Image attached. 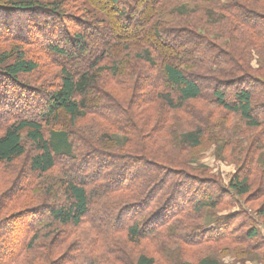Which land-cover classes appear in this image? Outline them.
Here are the masks:
<instances>
[{
	"label": "trees",
	"instance_id": "1",
	"mask_svg": "<svg viewBox=\"0 0 264 264\" xmlns=\"http://www.w3.org/2000/svg\"><path fill=\"white\" fill-rule=\"evenodd\" d=\"M119 2L106 0L125 22L121 33L94 0H0V35L7 11L53 16L68 6L88 17L101 42L90 58L82 34L74 35L76 55L49 45L58 57L87 59L76 70L61 67L43 103L16 108L39 106L36 118L0 121V231L22 214L44 213L16 231L25 237L0 264H225V255L264 262V207L252 205L264 199V0H141L140 8L118 9ZM38 69L20 49L0 52L2 79ZM147 71L152 82L142 78ZM62 116L69 125L53 128ZM23 137L35 148L27 173L18 168ZM212 147L236 165L226 189L199 163ZM177 194H190L182 211L196 216L199 237L166 239L169 218L145 227ZM142 243L151 250L126 252ZM189 249L203 256L182 260Z\"/></svg>",
	"mask_w": 264,
	"mask_h": 264
},
{
	"label": "rangeland",
	"instance_id": "2",
	"mask_svg": "<svg viewBox=\"0 0 264 264\" xmlns=\"http://www.w3.org/2000/svg\"><path fill=\"white\" fill-rule=\"evenodd\" d=\"M95 4L106 10L110 11V18L112 27L117 28L118 33H121L118 28L123 26L125 22L119 20L115 13L112 12V5L106 3V0H94ZM143 1V0H142ZM227 1V0H224ZM145 2V1H144ZM141 0H120V4L115 5V7L124 6H134L140 8L141 5L144 4ZM136 11L135 9H133ZM45 11L39 12H6L3 13L5 15L6 23H7V33L4 32L0 35V37H8L6 41L0 43V52L4 50H12L14 48L20 49L25 52L28 60H32L39 64V69L36 70L33 74L26 76H18L16 78V82L9 81L7 78H3L0 76V121L4 119H25L28 117H37L40 107L37 106V109H33L31 112L19 113L16 111L21 110L24 106H28L30 99H33V102L37 101L39 104L43 103L48 94L52 92L59 83V71L61 67H67L68 70H76L74 67L75 63L79 65H84V62L87 58L84 59V55L77 56V58H61L50 52L48 46L55 45L60 46L68 50L70 55H76V47L74 46L76 41H74V35L82 34L84 38L82 39L83 43L86 46L87 57L90 58L93 55H97L95 52L98 51L101 42L95 39V36H100L97 31L94 29L95 25L91 27L90 20L88 17L83 19L82 16H78L76 13L72 12L68 6L62 8L58 14L46 15ZM99 16V14H96ZM134 15L133 12L131 16ZM134 18V16H133ZM86 25V28L84 26ZM90 26L91 29L88 28ZM135 71V69H133ZM151 71L143 72L142 78L146 76L148 82H152L155 80L156 75ZM160 75V79H161ZM205 88L208 87L209 82H204ZM144 86V83L143 85ZM206 93V89L204 90ZM227 100H232L231 92L226 90ZM30 104V103H29ZM22 105V106H21ZM25 111V110H24ZM69 125L67 117H61L58 124L52 125L53 128L59 127H67ZM23 143L26 149V157L21 159L18 164V168H20L23 173L25 168H27L26 164L29 162V159L35 154V148L31 145L29 141H27L23 137ZM215 148L212 147L206 151L201 152L202 159L199 161L202 165L208 168L212 175H215V179H217L218 184L223 189L227 188L229 179L235 172L236 165L234 162H229L228 160H224V154H222L221 158L216 153ZM230 156V153L226 154ZM93 163L92 161L90 164ZM106 166V165H105ZM143 167L141 165L134 167L139 175L140 171ZM139 169V170H138ZM2 168L0 166V172ZM96 171L97 174H102L96 167H93L92 171ZM149 171V169H147ZM90 171L87 175L91 177L94 173ZM139 171V172H138ZM27 173V170L25 171ZM2 173H0L1 177ZM21 175V174H20ZM146 175H149L146 174ZM12 182V181H11ZM15 184V182H14ZM11 185V184H10ZM8 184V189H9ZM182 192V191H181ZM180 192V194H181ZM192 195V194H191ZM173 201H171L167 206L164 207V210L158 212L160 213L157 216L150 217V222H148L145 227L152 226L153 223L160 220V218L167 220V223L164 224L166 232V239L173 238L174 235L178 233L181 234V237L186 239L199 237L203 233L200 232V229L196 226V222L194 218L196 216H192V214L188 211H182L186 207L187 199L191 198L190 194L182 201V199H178V194L175 195ZM180 202H179V201ZM179 205H176V203ZM240 202H238L239 204ZM264 199L258 202H254L252 205L255 209L263 208ZM237 204V205H238ZM231 206L225 211L218 212V215L225 216L229 213L236 212L238 210V206ZM251 205V204H250ZM175 206V207H174ZM248 206L244 207L247 209ZM20 209V208H18ZM18 209L15 211L17 213ZM19 218H14L9 220L8 225L4 230L0 231V259L4 257L3 253H5L8 257H10V253L13 250H16L20 247V243L24 239V235L22 233L16 234V231H26L29 229L35 221L42 220L43 214L36 213L32 216L20 215ZM128 220V215H123L120 220V223L124 224ZM203 228L208 229L209 226H204L203 222L201 223ZM144 226V225H143ZM232 228V227H230ZM181 229H186L185 231H180ZM264 235V232L262 230ZM173 235V236H172ZM23 238V239H22ZM183 240V241H184ZM7 248V249H6ZM149 247L145 246L144 243L140 245V247H133L132 249H128V252L132 258L135 257L137 251L139 253H144ZM183 249H186L183 247ZM151 249H149L150 251ZM185 257H182L184 261L190 263H196L202 256L203 253H199L197 249H189ZM209 254H212L214 251L206 250ZM149 253V252H146ZM151 255V253H149ZM213 255V254H212ZM187 256V257H186ZM60 259L57 258L58 264H60ZM222 263L225 264H240L235 261V258L232 255H225L220 258ZM237 260V259H236ZM57 264V263H56ZM156 264H165L160 260H156ZM243 264H264V262H260L257 259V256H249L246 258V261Z\"/></svg>",
	"mask_w": 264,
	"mask_h": 264
}]
</instances>
